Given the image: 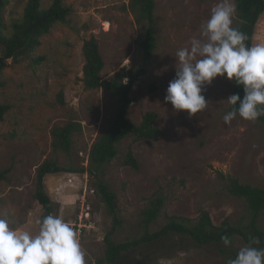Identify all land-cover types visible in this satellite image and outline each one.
<instances>
[{"label":"rangeland","instance_id":"374dc122","mask_svg":"<svg viewBox=\"0 0 264 264\" xmlns=\"http://www.w3.org/2000/svg\"><path fill=\"white\" fill-rule=\"evenodd\" d=\"M28 0H11L6 20L23 14ZM130 0H66L73 8L68 24H57L35 52L38 65L25 57L5 69L0 103L11 105L0 121V219L10 226L35 233L36 220L45 212L35 198L38 167L54 157L52 128L77 119L83 131L76 134L75 164L86 167L93 142L106 129L115 112V100L102 89L86 90L82 82L84 40L95 35L105 60L104 78L124 66L133 68V102L129 118L140 123L147 111H155L162 135L150 140L129 136L119 154L100 175L117 195L123 224L113 232L117 242L140 234L143 210L155 194L166 199L168 214L198 218L208 210L215 224L228 219L247 223L250 213L243 198L227 191V176L264 187V124L237 115L229 124L223 116L234 93L232 80L216 77L203 93L206 109L189 116L165 102L169 81L175 76V53L191 38L200 37L201 24L218 0H156L157 48L145 71L139 47L140 28L129 8ZM51 0H44V6ZM236 16L233 23L236 24ZM264 44V14L257 24L254 45ZM155 84L156 89L150 87ZM62 92L63 102L60 100ZM132 149L139 169L124 164ZM61 163H68L65 155ZM89 174L61 172L45 177L46 189L55 203L53 215L63 217L79 233L87 264L104 254L106 235L114 227L113 215L96 191ZM162 215L152 225L165 223ZM83 225L80 226L79 224ZM264 229V212L259 217ZM79 226L81 231H78ZM246 244L240 237L229 246L235 251ZM226 246L197 244L173 236L134 247L120 257V264H227L221 250Z\"/></svg>","mask_w":264,"mask_h":264},{"label":"trees","instance_id":"16d2710c","mask_svg":"<svg viewBox=\"0 0 264 264\" xmlns=\"http://www.w3.org/2000/svg\"><path fill=\"white\" fill-rule=\"evenodd\" d=\"M10 2L11 0H0V90L5 86L3 79L5 69L20 63L25 57L31 58L33 64L38 65L43 57L36 56L35 52L42 45L43 38L57 24H68L73 13L72 6L66 0H51V4L47 7L44 6V0H28L23 14L8 22L6 11ZM235 4L237 22L234 26L247 34V43L250 46L254 45L256 27L264 14V0H235ZM129 8L140 28L139 47L143 55L142 69L145 71L157 48L156 0H130ZM82 52L84 89H102L109 93L115 100V112L109 119L106 129L93 142L86 167L75 164L73 160L74 139L76 134L83 131L82 122L70 119L64 124L54 125L51 132L54 157L47 158L37 171L35 198L45 208L42 217L53 214L55 211V203L46 189L45 177L48 174L61 172H83L89 174V180L94 182L96 191L101 195L114 218V227L105 238L104 254L97 258L94 264H120V257L134 247H141L173 236L188 238L200 245L212 243L224 245L221 236L227 235L231 243L221 250L226 259L236 257L237 251L229 246L235 243L237 237H240L246 245L250 243L251 237H259L260 244L254 246L264 248V229L259 224V217L264 212V187L242 182L232 176L226 177V188L230 194L246 201L250 213L247 223H232L226 219L221 224H215L208 210H202L196 219L168 214L165 211V197L155 194L143 210L138 237L121 242L113 239L114 229L122 226L123 221L119 216L117 195L100 175L117 157L119 145L124 139L134 136L138 140H150L160 137L163 132L155 124L158 118V113L155 111H147L140 123H135L129 118V110L133 102V86L127 78L136 75L133 68L124 66L111 77L104 78L102 71L105 60L95 35L84 40ZM232 82L234 93L242 97L244 94L242 86L237 85L233 80ZM150 89H156V85L153 84ZM60 100L63 102L62 92ZM232 107L230 105L229 110H232ZM10 108V104L0 103V121L4 120ZM257 120L264 124V116ZM61 154L68 158V163L59 161ZM124 164L139 169V161L132 149L128 150ZM10 171L11 167L0 171V178H5ZM162 215L165 217V223L154 229L152 225Z\"/></svg>","mask_w":264,"mask_h":264},{"label":"clouds","instance_id":"9594fccd","mask_svg":"<svg viewBox=\"0 0 264 264\" xmlns=\"http://www.w3.org/2000/svg\"><path fill=\"white\" fill-rule=\"evenodd\" d=\"M235 12V0H218L200 26V37L176 51L175 76L164 97L174 110L193 116L206 109L203 93L216 77L226 76L242 86L244 94L229 95L233 107L224 122L229 124L237 115L249 121L264 116V44L247 43V34L234 26ZM36 224L33 233L0 219V264H87L79 233L70 222L48 214ZM221 240L225 246L231 243L227 235ZM259 244V237H251L227 264H264V248L254 246Z\"/></svg>","mask_w":264,"mask_h":264},{"label":"built area","instance_id":"2783aa9c","mask_svg":"<svg viewBox=\"0 0 264 264\" xmlns=\"http://www.w3.org/2000/svg\"><path fill=\"white\" fill-rule=\"evenodd\" d=\"M79 225L82 226L83 224L80 223ZM80 226H79V228H78V231H79V232L81 231V227H80Z\"/></svg>","mask_w":264,"mask_h":264},{"label":"water","instance_id":"95a60500","mask_svg":"<svg viewBox=\"0 0 264 264\" xmlns=\"http://www.w3.org/2000/svg\"><path fill=\"white\" fill-rule=\"evenodd\" d=\"M133 82V79H131L130 81H129V83H132Z\"/></svg>","mask_w":264,"mask_h":264}]
</instances>
